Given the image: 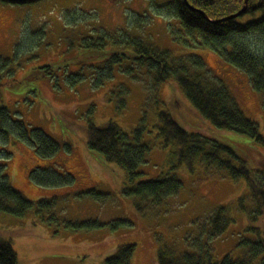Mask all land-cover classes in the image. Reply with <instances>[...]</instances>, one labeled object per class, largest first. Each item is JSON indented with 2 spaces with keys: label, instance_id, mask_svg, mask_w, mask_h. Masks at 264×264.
Masks as SVG:
<instances>
[{
  "label": "rangeland",
  "instance_id": "1",
  "mask_svg": "<svg viewBox=\"0 0 264 264\" xmlns=\"http://www.w3.org/2000/svg\"><path fill=\"white\" fill-rule=\"evenodd\" d=\"M164 1L0 4V108L7 111L0 121V146L9 153L5 161L10 185L32 202L22 217L0 212V235L9 239L18 264H102L118 245L127 243L135 245L131 264H157L162 243L195 254L208 247L213 260L221 261L225 255L243 256L249 247L243 241L264 238V220H250L238 209L241 197L248 210L253 209L244 179L206 175L199 164L193 172L185 164L174 167L169 149L157 137V114L168 110L187 132L232 149L247 162L251 177L259 178L264 145L214 127L197 115L175 81L155 88L152 75L139 66L133 38L173 57L199 56L264 137V92L157 8ZM108 120L131 142L138 132L147 146L133 183H128L124 169L102 165L87 148L88 123ZM39 132L57 144L55 150L39 146ZM168 173L182 186L154 210L138 211L140 198L122 191ZM220 205L230 206L234 222L218 236L211 237L209 231L207 236L204 225ZM262 257L264 253L254 264Z\"/></svg>",
  "mask_w": 264,
  "mask_h": 264
},
{
  "label": "trees",
  "instance_id": "2",
  "mask_svg": "<svg viewBox=\"0 0 264 264\" xmlns=\"http://www.w3.org/2000/svg\"><path fill=\"white\" fill-rule=\"evenodd\" d=\"M39 1L42 0H0V4L27 6ZM186 1L187 3L184 0H165L157 8L166 10L168 16L176 18L187 35L195 41L199 40V46L211 50L224 62L245 73L256 91L264 92V0H248L245 7V0ZM243 7V13L239 17L218 21L239 12ZM244 16L250 17L245 22H240L239 18ZM130 42L138 48L140 55L137 62L152 75L155 88L168 81H175L200 118L218 129L245 135L254 143L264 145V137L260 134L258 125L244 115L234 96L209 72L199 56L190 54L173 57L167 50L140 39L133 38ZM3 114L6 115L7 111L0 108V121ZM2 124L3 121L1 127ZM155 127L157 137L169 149V156L176 162L174 167L185 164L193 172L194 166L199 164L203 166L206 175L212 172L233 180L244 179L249 188L253 209L248 210L242 197L237 202L238 209L250 220L255 221L258 217L264 220V160L258 171L259 178L253 179L247 162L232 149L200 133L187 132L168 110L158 112ZM3 131L7 132L6 129ZM86 136L88 150L97 155L102 165L114 163L124 169L128 183H133L140 175L139 165L144 160L147 146L140 142L138 132L135 143L131 142L116 122L108 120L102 125L89 122ZM37 142L44 149L52 148L50 151L57 147L43 133L38 135ZM7 155L9 153L0 146V212L22 217L32 206V202L10 185L6 174ZM234 160H239L240 165L235 166ZM181 186L180 179L173 173H168L138 182L132 188L124 186L122 191L126 195L140 198L141 203L135 204L138 211L154 210L156 205H166ZM229 211L228 205L217 208L204 225L207 236L208 231L211 237L218 236L234 222ZM242 243L249 245L243 256L233 259L225 255L221 261L213 260L207 246L203 252L195 254L182 250L178 244L162 243L157 252V264H254L264 253V238ZM134 252V244L118 245L115 253L106 257L102 264H131ZM0 264H18L9 239L1 235ZM258 264H264V257Z\"/></svg>",
  "mask_w": 264,
  "mask_h": 264
},
{
  "label": "water",
  "instance_id": "3",
  "mask_svg": "<svg viewBox=\"0 0 264 264\" xmlns=\"http://www.w3.org/2000/svg\"><path fill=\"white\" fill-rule=\"evenodd\" d=\"M184 1H185V3H187L186 0H184ZM247 1H248V0H245V1H244V7L246 6ZM244 7H243L239 12L234 13V14L229 15V16H226V17H224V18H222V19H220V20H218V21H224V20H229V19H235V18L239 17V16L243 13ZM200 12L203 13L202 11H200ZM203 14H204V13H203ZM205 17H206V16H205Z\"/></svg>",
  "mask_w": 264,
  "mask_h": 264
}]
</instances>
